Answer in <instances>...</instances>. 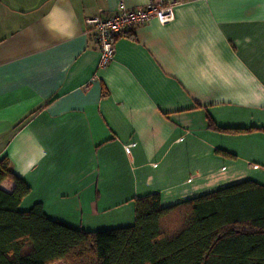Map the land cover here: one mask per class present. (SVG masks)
I'll use <instances>...</instances> for the list:
<instances>
[{
    "label": "crops",
    "instance_id": "obj_1",
    "mask_svg": "<svg viewBox=\"0 0 264 264\" xmlns=\"http://www.w3.org/2000/svg\"><path fill=\"white\" fill-rule=\"evenodd\" d=\"M149 1L0 0V159L29 187L17 207L95 231L132 224L136 197L211 194L235 243L264 248V0H159L173 19L131 25L100 67L85 19Z\"/></svg>",
    "mask_w": 264,
    "mask_h": 264
},
{
    "label": "trees",
    "instance_id": "obj_2",
    "mask_svg": "<svg viewBox=\"0 0 264 264\" xmlns=\"http://www.w3.org/2000/svg\"><path fill=\"white\" fill-rule=\"evenodd\" d=\"M207 125L222 132L250 129L220 127L208 116ZM5 177L14 186L0 188V264H264V248L235 243V228L211 218V194L162 206L152 192L134 199L132 224L89 231L49 219L40 202L19 210L29 187L1 158L0 181ZM186 204L190 216L176 219Z\"/></svg>",
    "mask_w": 264,
    "mask_h": 264
},
{
    "label": "built area",
    "instance_id": "obj_3",
    "mask_svg": "<svg viewBox=\"0 0 264 264\" xmlns=\"http://www.w3.org/2000/svg\"><path fill=\"white\" fill-rule=\"evenodd\" d=\"M174 2L153 0L144 5L126 8L120 4L118 10L102 15L101 10L85 19L88 28L94 31L99 50V65L105 66L112 58L113 41L133 24L155 18L167 23L174 17Z\"/></svg>",
    "mask_w": 264,
    "mask_h": 264
}]
</instances>
